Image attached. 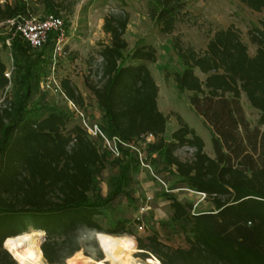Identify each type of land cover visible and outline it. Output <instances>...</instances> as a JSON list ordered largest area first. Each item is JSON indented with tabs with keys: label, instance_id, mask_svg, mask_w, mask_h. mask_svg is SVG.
<instances>
[{
	"label": "trees",
	"instance_id": "16d2710c",
	"mask_svg": "<svg viewBox=\"0 0 264 264\" xmlns=\"http://www.w3.org/2000/svg\"><path fill=\"white\" fill-rule=\"evenodd\" d=\"M39 1L42 18L62 17V3ZM239 1L264 11V0ZM183 9L182 0H158L149 16L162 34L170 35ZM29 15L34 14L27 0H0V23ZM129 22L124 10L105 18L110 41L99 51V84L89 87L102 112V131L131 145L118 158L81 125L68 129L72 115L45 102L41 86L51 75L55 34L40 49H32L20 35L12 39L14 97L7 92L6 107L0 108V264H18L4 243L30 229L44 232L41 250L48 264H72L81 251L102 261L98 234H132L120 206L133 201L142 166L139 152L157 176L175 180L165 193L170 219L147 237L132 240L133 258L139 249L150 264L151 258L157 264H264V23L249 31L254 55L234 26L216 31L203 51L179 39L172 44L183 67L173 75L175 85L189 94L191 108L210 131L212 157L179 114V128L167 137L169 117L159 109V86L146 65L157 62L156 50L139 43L126 55ZM65 25L68 29L66 20ZM6 71L0 54L1 94L10 85ZM59 81V94L83 109L79 87L68 77ZM243 99L259 113L256 126L246 118ZM150 135L154 141L146 142ZM181 148L191 150L192 157L181 160L176 155ZM109 164L115 173L103 196L97 180ZM175 190L203 195L210 208L197 211L194 203L179 201ZM172 237L182 244L173 246Z\"/></svg>",
	"mask_w": 264,
	"mask_h": 264
},
{
	"label": "rangeland",
	"instance_id": "374dc122",
	"mask_svg": "<svg viewBox=\"0 0 264 264\" xmlns=\"http://www.w3.org/2000/svg\"><path fill=\"white\" fill-rule=\"evenodd\" d=\"M4 1L14 4L17 0ZM27 1L32 13L35 16L42 17L44 7L40 1ZM55 1L63 4L65 10L61 12V16L69 23L68 29H66L68 30L66 54L57 61L55 77L58 82L68 77L79 87L85 99V107L83 109L78 108L85 115L87 121L91 124L101 123L102 112L89 87L90 85L99 84V76L97 75L101 65L99 51L102 45L108 44L110 41L109 36L103 30L104 21L108 15L118 14L124 10L130 15V22L125 35L128 42L126 55L133 51L139 43L150 45L156 50L157 62H147L146 65L159 86V109L165 116L169 117L167 137L179 128V123L175 117L176 114H179L204 140L206 152L214 157L210 131L191 108L188 99L189 94H181L175 85L173 75L176 72H181L183 67L172 49V44L179 39L184 46H191L197 51H203L216 31L234 26L240 32L243 42L248 46L249 53L254 55L256 48L250 41L249 31L253 27L263 28L264 11L255 12L239 0H182L184 9L177 16L175 30L172 34L165 35L160 32L159 27L149 16L150 6L158 0ZM8 34L9 32L5 27L0 28V37L7 38L9 37ZM0 41L2 42L1 39ZM0 54L7 70L13 75L15 66L11 51L1 49ZM197 75L201 79H205V76L199 71H197ZM46 81L47 79L43 82L44 86ZM13 85L14 82L12 81L7 88L11 98L14 97ZM44 86H41V94L45 95V102L72 115L68 129L75 125L82 126L81 120L75 115L77 113L75 108L64 95L61 96L54 89H45ZM2 99L3 94L0 93V103L6 105V101L2 102ZM243 105L247 120L252 126H256L259 113L251 109L245 99H243ZM261 130L264 132V126H261ZM176 155L185 161L192 157V151L188 148H181L176 152ZM145 156L144 154V158ZM114 173L115 169L109 164L97 180V187L103 196H106L109 192V181ZM174 180L175 178L171 179L168 174L157 176L152 164L149 168L141 166V171L136 176V182L132 190L133 201L125 200L120 206V214L123 218L129 220V229L132 231V234L121 236L127 239L129 253L133 239L147 237L152 234L153 228L159 227V222L170 219L172 211L170 201L165 197V193L170 189V181ZM173 193L183 203H194L197 211L210 208L209 204L204 201L205 197L203 195L187 190H175ZM140 224L144 225L143 229L140 228ZM32 231L34 230L30 229L28 232ZM172 239L170 243L173 246L182 244L181 238L172 237ZM42 243L43 240H41V245ZM100 249L103 253L101 247ZM140 252L138 249L134 254L136 259L134 262L137 264H150L149 259L145 260L139 256ZM151 259L154 261L152 264H157V261ZM78 261L80 264H110L104 262V259L96 261L86 256L84 251L79 254ZM44 264H48L45 259Z\"/></svg>",
	"mask_w": 264,
	"mask_h": 264
},
{
	"label": "built area",
	"instance_id": "2783aa9c",
	"mask_svg": "<svg viewBox=\"0 0 264 264\" xmlns=\"http://www.w3.org/2000/svg\"><path fill=\"white\" fill-rule=\"evenodd\" d=\"M3 3V0H1ZM5 27L7 32H9L5 41H0V50L8 49L11 51L12 39L16 35H20L21 38L27 42L32 49L42 48L49 40L50 34H55V46L53 51V66L51 70V75L47 78L45 82V89H54L56 92L60 93V82L57 81L55 77V69L58 59L66 54V44L68 39V34L66 30L65 20L63 17L56 15H47L45 17H38L35 15L20 16L16 19H11L6 22L0 23V27ZM5 76L7 79L12 81V75L10 71H6ZM7 97V91L3 93L2 102L5 101ZM65 97V96H64ZM66 98V97H65ZM67 99V98H66ZM68 100V99H67ZM71 105L75 108V115L81 120L82 128L88 133V135L94 139H99L102 143L103 148L110 153L114 158L121 156L123 148L130 147L131 145L126 144L118 137L110 138L108 137L100 128L98 124H91L87 121L85 115L72 101L68 100ZM6 105L0 103V108H4ZM146 142L154 141L152 135L145 138ZM75 142V140H74ZM134 149V148H133ZM139 157L142 166L149 168V165L145 162L144 153L139 152Z\"/></svg>",
	"mask_w": 264,
	"mask_h": 264
},
{
	"label": "bare ground",
	"instance_id": "6f19581e",
	"mask_svg": "<svg viewBox=\"0 0 264 264\" xmlns=\"http://www.w3.org/2000/svg\"><path fill=\"white\" fill-rule=\"evenodd\" d=\"M42 231L27 232L9 238L4 245L19 264H44L41 250ZM98 243L105 255L104 262L110 264H137L128 252L127 239L106 234H98ZM72 264H80L76 261Z\"/></svg>",
	"mask_w": 264,
	"mask_h": 264
},
{
	"label": "water",
	"instance_id": "95a60500",
	"mask_svg": "<svg viewBox=\"0 0 264 264\" xmlns=\"http://www.w3.org/2000/svg\"><path fill=\"white\" fill-rule=\"evenodd\" d=\"M96 239H97V241H98V235L96 236ZM4 248H5V245H4ZM6 249V248H5ZM11 254V253H10Z\"/></svg>",
	"mask_w": 264,
	"mask_h": 264
}]
</instances>
